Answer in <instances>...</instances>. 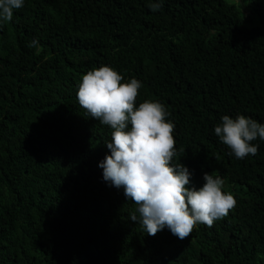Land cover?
<instances>
[{
	"label": "trees",
	"instance_id": "16d2710c",
	"mask_svg": "<svg viewBox=\"0 0 264 264\" xmlns=\"http://www.w3.org/2000/svg\"><path fill=\"white\" fill-rule=\"evenodd\" d=\"M150 2L25 0L0 23V264H264V141L236 159L213 132L223 115L264 123V0ZM100 66L141 82L134 107H165L172 163L197 188L220 175L227 216L182 240L129 220L97 166L112 129L76 97Z\"/></svg>",
	"mask_w": 264,
	"mask_h": 264
},
{
	"label": "clouds",
	"instance_id": "9594fccd",
	"mask_svg": "<svg viewBox=\"0 0 264 264\" xmlns=\"http://www.w3.org/2000/svg\"><path fill=\"white\" fill-rule=\"evenodd\" d=\"M24 4L25 0H0V23L10 21L13 11ZM148 6L159 10L162 0ZM36 43L33 40L29 46ZM141 87L136 78L124 81L115 69L100 66L81 77L76 97L89 117L112 129L111 140L105 143L109 153L97 166L103 181L122 188L124 197L136 205L138 216L130 213L129 220L139 223L149 236L167 229L182 240L195 226L211 227L227 216L236 200L223 190L220 175L203 173V184L197 188L191 184L192 172L172 163L174 125L157 101L145 100L134 107ZM213 132L236 159L255 155L258 145L251 142L264 141V123L243 115L221 116Z\"/></svg>",
	"mask_w": 264,
	"mask_h": 264
},
{
	"label": "rangeland",
	"instance_id": "374dc122",
	"mask_svg": "<svg viewBox=\"0 0 264 264\" xmlns=\"http://www.w3.org/2000/svg\"><path fill=\"white\" fill-rule=\"evenodd\" d=\"M236 2H239V1H244V0H235Z\"/></svg>",
	"mask_w": 264,
	"mask_h": 264
}]
</instances>
